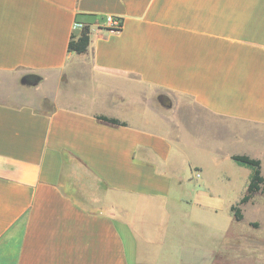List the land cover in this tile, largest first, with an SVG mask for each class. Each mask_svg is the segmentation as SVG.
<instances>
[{
    "label": "crops",
    "instance_id": "0c3cea01",
    "mask_svg": "<svg viewBox=\"0 0 264 264\" xmlns=\"http://www.w3.org/2000/svg\"><path fill=\"white\" fill-rule=\"evenodd\" d=\"M0 74L41 77L0 101V264H214L232 156L264 162V0H0Z\"/></svg>",
    "mask_w": 264,
    "mask_h": 264
},
{
    "label": "rangeland",
    "instance_id": "374dc122",
    "mask_svg": "<svg viewBox=\"0 0 264 264\" xmlns=\"http://www.w3.org/2000/svg\"><path fill=\"white\" fill-rule=\"evenodd\" d=\"M3 77L7 78L4 74H0V79ZM158 95L169 97L168 94L163 93H159ZM30 97L31 85L24 83L23 77L17 78V80H12V78L0 80V101L21 103L29 101ZM174 97L168 99L170 103L174 100H183L181 104H191L189 98L180 96ZM39 105L47 107L44 102L39 103ZM194 121H197L200 125L203 124L198 119ZM213 124L214 125H210L209 127L216 128L217 125L215 123ZM229 125H238V123L229 121ZM204 163L208 165L205 166L207 167L208 175L211 174V176H214L220 173V171L237 174V171L235 172L237 167L234 161L224 162L218 170H215L209 160H206ZM237 164L244 165L239 162H237ZM244 166H246L249 171L253 170L252 166ZM262 170L264 174V162L262 164ZM241 172L244 173L245 171L241 170ZM243 173L240 174L241 176H237L239 177L238 182L243 181ZM223 193L225 194V196H223V210L218 219V223L221 227H228L229 231L226 236L221 237L219 240L216 238L214 242V264H264V193H256L254 197L245 204H240V199L236 200L242 194L241 188H235ZM233 202H236L233 206L241 208L243 215L241 220L235 218L232 207L231 211L227 210L229 204ZM197 217H202V215L197 214Z\"/></svg>",
    "mask_w": 264,
    "mask_h": 264
},
{
    "label": "trees",
    "instance_id": "16d2710c",
    "mask_svg": "<svg viewBox=\"0 0 264 264\" xmlns=\"http://www.w3.org/2000/svg\"><path fill=\"white\" fill-rule=\"evenodd\" d=\"M89 43H90V28L89 26H84L81 34L78 37L75 35L72 36L69 43V49L71 51H75L78 53H84L88 50ZM23 81L24 83H28L29 85H34L41 81V77L35 74H29L23 77ZM98 118L114 124L126 125L125 122H122L117 118H111L103 115L98 116ZM232 157L236 161L254 167V173L251 180L249 181L247 192L240 199L241 204L247 203L257 192L264 190V176L262 174V169H261V160L257 158H252L249 155H240V154L233 155ZM232 210L234 211V215L237 220H241L243 218L240 207L232 206Z\"/></svg>",
    "mask_w": 264,
    "mask_h": 264
},
{
    "label": "built area",
    "instance_id": "2783aa9c",
    "mask_svg": "<svg viewBox=\"0 0 264 264\" xmlns=\"http://www.w3.org/2000/svg\"><path fill=\"white\" fill-rule=\"evenodd\" d=\"M107 20H108L109 29L111 31H117L122 27V21L119 18H115V17L110 16V17H108ZM84 26H85V24L82 22H79V21L75 22V27H77L81 30H83Z\"/></svg>",
    "mask_w": 264,
    "mask_h": 264
}]
</instances>
